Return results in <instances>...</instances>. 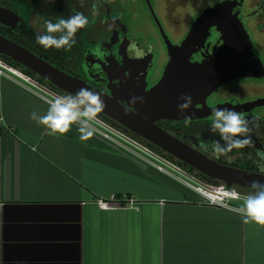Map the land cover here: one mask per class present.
<instances>
[{
    "label": "crops",
    "instance_id": "0c3cea01",
    "mask_svg": "<svg viewBox=\"0 0 264 264\" xmlns=\"http://www.w3.org/2000/svg\"><path fill=\"white\" fill-rule=\"evenodd\" d=\"M0 69V264H264V226L206 203L160 157L94 124L87 141L75 125L49 135L30 114L60 94ZM112 193L140 209L100 208Z\"/></svg>",
    "mask_w": 264,
    "mask_h": 264
},
{
    "label": "flooded vegetation",
    "instance_id": "af4514ba",
    "mask_svg": "<svg viewBox=\"0 0 264 264\" xmlns=\"http://www.w3.org/2000/svg\"><path fill=\"white\" fill-rule=\"evenodd\" d=\"M221 1L224 0H195L183 8H175L168 0H85L83 7L79 0H0V34L66 73L117 97L122 104H128L140 92L146 97L163 79L173 52L179 49L193 22L206 9L215 7ZM93 2L98 3V15L95 17L91 14ZM227 6L231 7V11L223 15L229 16V22H239L250 39L252 54L246 60L253 65L256 59H260L264 66V0H235ZM76 11L87 15L90 24L77 33V43L70 51L45 49L36 42V35L43 31L44 20L56 22L58 17L67 18ZM213 20L209 29L196 36L188 46L191 62L209 60L225 48L224 23L218 17ZM130 43H136L147 53L146 56L136 59L127 51ZM149 48L150 53L147 51ZM257 72L259 75H242L222 82L205 96L198 97L189 126L184 125V117H161L155 120V124L218 164L258 173L254 161L258 159L257 149L264 150V68ZM213 108L245 112L249 120L253 116L262 118L259 127L250 124L255 146L233 150L229 154L233 157L231 162L224 156L217 159L211 150L212 141L219 139L218 134L209 130L208 118ZM134 110L144 117L148 116L136 108ZM118 124L129 133L124 135L133 144L160 157L184 175L203 182L201 175L205 174L197 167ZM249 152L252 159L247 156ZM236 185L239 184L233 183L230 189Z\"/></svg>",
    "mask_w": 264,
    "mask_h": 264
},
{
    "label": "water",
    "instance_id": "95a60500",
    "mask_svg": "<svg viewBox=\"0 0 264 264\" xmlns=\"http://www.w3.org/2000/svg\"><path fill=\"white\" fill-rule=\"evenodd\" d=\"M234 1L224 0L217 3L215 7L206 9L193 22L179 49L173 52L170 65L163 79L152 88L146 97L140 92L138 97L142 96L144 102L132 106V110L127 114L125 113V105L127 104H122L117 97H113L84 80L66 73L21 44L1 34L0 53L30 68L37 75L68 93H75L81 87H88L97 91L107 105L102 112L103 114L166 149L174 156L192 164L203 174L225 181L227 188H230L233 183L250 188V181L259 180L264 183V176L256 172L218 164L155 124V120L161 117L181 118L185 115H193L194 103L198 97L205 96L222 82L235 77L259 75L257 71L264 68L260 59H256L253 65L246 60L251 56L252 50L245 29L239 22H229V16L223 15L225 12L231 11V7L227 5ZM215 12L217 16H215ZM214 17H218L219 21L224 23L222 28L226 35L225 48L223 47L220 53L209 60L191 62L187 52L188 46L196 36L209 29L210 25L214 23ZM230 18L232 19L231 16ZM182 94H189L193 98L192 107L183 114L177 109L178 103L181 102L179 97ZM134 108L148 116L144 117L138 114Z\"/></svg>",
    "mask_w": 264,
    "mask_h": 264
},
{
    "label": "clouds",
    "instance_id": "9594fccd",
    "mask_svg": "<svg viewBox=\"0 0 264 264\" xmlns=\"http://www.w3.org/2000/svg\"><path fill=\"white\" fill-rule=\"evenodd\" d=\"M84 3L85 0H79L81 7L84 6ZM91 14L93 17L98 15V3L91 4ZM89 24V17L80 11L74 12L67 18L58 17L56 22L44 20L43 31L36 35V42L45 49L70 51L77 43V33L87 28ZM127 51L132 53L136 59H142L147 54L136 43H130ZM147 51L150 53L151 48ZM179 100L181 102L178 103L177 109L180 113L183 114L192 107L193 98L191 95L182 94ZM138 102L143 103L144 98L133 96L131 101L125 105V113L130 112L132 106ZM46 103L48 105L46 111L41 114L34 110L30 114V119L45 127L49 135L64 136L75 125L82 141L93 137L95 129L92 122L107 107L101 94L88 87H81L75 93L57 95L53 99H48ZM208 119L210 132L218 134L219 137L211 143V150L217 159L224 156L231 162L233 157L229 154L233 150L255 146L251 136L253 129L250 124L259 127L261 117L253 116L249 120L248 114L245 112L228 108H213ZM183 122L185 126H189L192 123V118L185 115ZM240 154L244 155L242 152ZM247 156L252 159V153H247ZM256 157L258 159L254 162L258 173L264 176V150L257 149ZM249 187L250 191L242 199L235 188L229 189L235 198L241 199L239 206L234 210L243 218L244 223L254 222L264 226V183L252 180Z\"/></svg>",
    "mask_w": 264,
    "mask_h": 264
},
{
    "label": "built area",
    "instance_id": "2783aa9c",
    "mask_svg": "<svg viewBox=\"0 0 264 264\" xmlns=\"http://www.w3.org/2000/svg\"><path fill=\"white\" fill-rule=\"evenodd\" d=\"M3 70L0 69V73ZM106 136H109L107 132H104ZM161 159V158H160ZM162 162L166 163L164 160ZM159 168H163L162 165L157 164ZM191 184V183H190ZM199 193L203 196L204 201L208 204L222 206L230 209H235L238 206H235L231 200L236 199L233 193L229 191L230 188H227L224 185L216 186L207 183L201 182L199 185L191 184ZM225 191L226 193H224ZM241 199L243 198L240 195ZM96 203L100 208L104 209H116V208H132L139 210L141 205V200L132 196V195H121L118 196L116 193H112L108 197H98L96 198Z\"/></svg>",
    "mask_w": 264,
    "mask_h": 264
},
{
    "label": "rangeland",
    "instance_id": "374dc122",
    "mask_svg": "<svg viewBox=\"0 0 264 264\" xmlns=\"http://www.w3.org/2000/svg\"><path fill=\"white\" fill-rule=\"evenodd\" d=\"M193 1H195V0H168V2H170L172 5H175V8H183V7H185L184 5L185 4H188V3H191V2H193ZM2 56V55H1ZM1 59H3V58H1ZM94 125H96V126H98V127H100V128H102V129H104V130H106V131H108L111 135H113L115 138H117V139H120V140H123V141H128V140H130V141H132L128 136H126V135H128L129 133L127 132V131H125V130H123L122 129V127L121 126H119V124H118V122H116L115 120H113L112 118H110V117H107V116H102V115H98V117H97V119H95L93 122H92ZM123 133V134H122ZM124 134H126V135H124ZM123 137L124 138H126V139H128V140H124L123 139ZM143 142V141H142ZM148 153V152H147ZM151 158H153L154 160H156V161H160V159H158V158H154V156H150ZM160 163H161V161H160ZM166 167H168V165H166ZM172 170L175 172V176H180L179 178L183 181V182H185V181H189L191 184H193V185H199V184H201V182H199V181H197V180H195V179H192L191 177H189V176H186V175H184L182 172H180L179 170H176V169H173L172 168ZM169 173H171L172 174V172H170L169 171ZM173 175V174H172ZM201 178H202V176H201ZM204 180V179H203ZM188 183V182H187ZM231 202L233 203V202H236V203H239L240 204V202H241V200H231Z\"/></svg>",
    "mask_w": 264,
    "mask_h": 264
},
{
    "label": "trees",
    "instance_id": "16d2710c",
    "mask_svg": "<svg viewBox=\"0 0 264 264\" xmlns=\"http://www.w3.org/2000/svg\"><path fill=\"white\" fill-rule=\"evenodd\" d=\"M3 58V59H1ZM0 59L1 60H4L8 65L14 67L15 69H18L20 70L21 72H23L24 74H26L27 76L31 77L32 79H34L36 82H38L39 84L41 85H44L45 87L49 88L50 90L54 91L55 93H58L60 95H66L68 94V92L60 89L59 87L55 86L54 84H52L50 81H48L47 79L37 75L36 73H34L30 68L28 67H25L23 65H21L20 63H18L17 61L13 60L12 58L10 57H5L4 55L1 56L0 54ZM102 115V114H100ZM104 116V115H102ZM168 158H170L169 156H167ZM192 172V171H191ZM202 178V181L204 183H207V184H211V185H216V186H220V185H223V181L221 180H218V179H214V178H211L207 175H201ZM235 189L237 192L241 193V194H247L249 191H250V188L248 187H243V186H240V185H236L235 186ZM236 200V199H234ZM237 200H241V199H237ZM234 204V203H233Z\"/></svg>",
    "mask_w": 264,
    "mask_h": 264
},
{
    "label": "bare ground",
    "instance_id": "6f19581e",
    "mask_svg": "<svg viewBox=\"0 0 264 264\" xmlns=\"http://www.w3.org/2000/svg\"><path fill=\"white\" fill-rule=\"evenodd\" d=\"M224 193H226L225 191H223Z\"/></svg>",
    "mask_w": 264,
    "mask_h": 264
}]
</instances>
